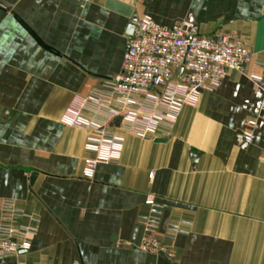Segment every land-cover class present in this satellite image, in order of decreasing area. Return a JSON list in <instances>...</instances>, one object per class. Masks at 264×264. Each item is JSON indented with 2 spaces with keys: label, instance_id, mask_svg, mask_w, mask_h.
<instances>
[{
  "label": "crops",
  "instance_id": "0c3cea01",
  "mask_svg": "<svg viewBox=\"0 0 264 264\" xmlns=\"http://www.w3.org/2000/svg\"><path fill=\"white\" fill-rule=\"evenodd\" d=\"M144 14L233 33L253 62L185 106L167 135L115 128L120 160L85 179L88 131L60 118L73 96L119 72L128 25ZM256 61L264 0H0V200L20 211L15 230L34 229L29 248L0 264H264V93L248 77L264 76ZM154 213L161 232L176 227L160 238L170 257L138 248Z\"/></svg>",
  "mask_w": 264,
  "mask_h": 264
},
{
  "label": "built area",
  "instance_id": "2783aa9c",
  "mask_svg": "<svg viewBox=\"0 0 264 264\" xmlns=\"http://www.w3.org/2000/svg\"><path fill=\"white\" fill-rule=\"evenodd\" d=\"M253 59L233 33L203 35L186 20L163 25L147 14L135 18L119 72L73 96L60 118L64 125L88 131L83 148L90 155L82 177L92 179L98 164L120 160L123 139L115 128L142 139L167 135L185 106H195L200 94L215 89L228 70L245 73ZM254 65L264 71V62ZM248 77L264 93V76L250 72ZM145 204L153 206V198L147 196ZM20 214L13 201L0 200V259L29 248L34 229L17 231L12 224ZM144 225L138 248L170 257L160 238L172 237L176 227L161 232L156 213Z\"/></svg>",
  "mask_w": 264,
  "mask_h": 264
},
{
  "label": "water",
  "instance_id": "95a60500",
  "mask_svg": "<svg viewBox=\"0 0 264 264\" xmlns=\"http://www.w3.org/2000/svg\"><path fill=\"white\" fill-rule=\"evenodd\" d=\"M132 30H133V22L128 25L127 34L130 35L132 33Z\"/></svg>",
  "mask_w": 264,
  "mask_h": 264
}]
</instances>
